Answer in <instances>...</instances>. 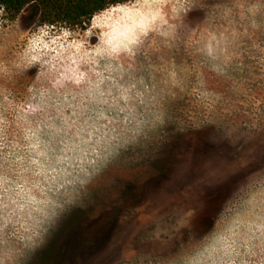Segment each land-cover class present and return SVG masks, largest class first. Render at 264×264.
Returning <instances> with one entry per match:
<instances>
[{
	"label": "clouds",
	"instance_id": "9594fccd",
	"mask_svg": "<svg viewBox=\"0 0 264 264\" xmlns=\"http://www.w3.org/2000/svg\"><path fill=\"white\" fill-rule=\"evenodd\" d=\"M0 0V264H264V0Z\"/></svg>",
	"mask_w": 264,
	"mask_h": 264
},
{
	"label": "trees",
	"instance_id": "16d2710c",
	"mask_svg": "<svg viewBox=\"0 0 264 264\" xmlns=\"http://www.w3.org/2000/svg\"><path fill=\"white\" fill-rule=\"evenodd\" d=\"M26 3L28 0H9V7L18 12L24 9ZM100 6V0H40L37 9L43 10L45 18H75Z\"/></svg>",
	"mask_w": 264,
	"mask_h": 264
},
{
	"label": "rangeland",
	"instance_id": "374dc122",
	"mask_svg": "<svg viewBox=\"0 0 264 264\" xmlns=\"http://www.w3.org/2000/svg\"><path fill=\"white\" fill-rule=\"evenodd\" d=\"M31 11H32V14L35 15V13L38 11L37 6L36 5H32L31 6Z\"/></svg>",
	"mask_w": 264,
	"mask_h": 264
}]
</instances>
